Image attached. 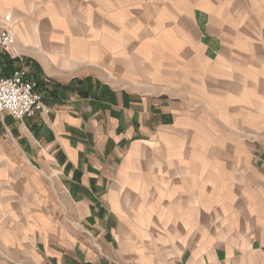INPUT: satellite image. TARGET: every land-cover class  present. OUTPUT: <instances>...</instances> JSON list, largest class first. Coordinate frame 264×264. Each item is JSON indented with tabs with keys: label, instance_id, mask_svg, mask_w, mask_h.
<instances>
[{
	"label": "crops",
	"instance_id": "crops-1",
	"mask_svg": "<svg viewBox=\"0 0 264 264\" xmlns=\"http://www.w3.org/2000/svg\"><path fill=\"white\" fill-rule=\"evenodd\" d=\"M0 26L43 103L0 114V264H264V0H0Z\"/></svg>",
	"mask_w": 264,
	"mask_h": 264
},
{
	"label": "built area",
	"instance_id": "built-area-1",
	"mask_svg": "<svg viewBox=\"0 0 264 264\" xmlns=\"http://www.w3.org/2000/svg\"><path fill=\"white\" fill-rule=\"evenodd\" d=\"M14 35L0 26V53L11 54ZM22 60L17 58L11 76H0V114L6 113L16 121L36 117L43 110L39 82L28 77Z\"/></svg>",
	"mask_w": 264,
	"mask_h": 264
},
{
	"label": "rangeland",
	"instance_id": "rangeland-1",
	"mask_svg": "<svg viewBox=\"0 0 264 264\" xmlns=\"http://www.w3.org/2000/svg\"><path fill=\"white\" fill-rule=\"evenodd\" d=\"M93 248H94V250L95 249H99V246L98 245H93Z\"/></svg>",
	"mask_w": 264,
	"mask_h": 264
}]
</instances>
